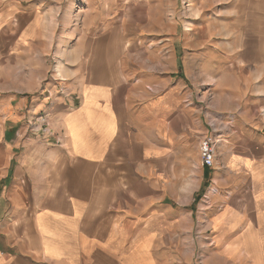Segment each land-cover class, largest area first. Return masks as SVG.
<instances>
[{
	"label": "crops",
	"instance_id": "0c3cea01",
	"mask_svg": "<svg viewBox=\"0 0 264 264\" xmlns=\"http://www.w3.org/2000/svg\"><path fill=\"white\" fill-rule=\"evenodd\" d=\"M46 8L0 0V71L52 52ZM95 62L78 107L51 104V138L28 133L39 98L0 90V264H264V125L214 130L179 103L118 95L113 58Z\"/></svg>",
	"mask_w": 264,
	"mask_h": 264
},
{
	"label": "rangeland",
	"instance_id": "374dc122",
	"mask_svg": "<svg viewBox=\"0 0 264 264\" xmlns=\"http://www.w3.org/2000/svg\"><path fill=\"white\" fill-rule=\"evenodd\" d=\"M44 1L46 13H56L46 31L55 36L52 52L44 61L23 57L0 71V90L43 103L27 122L29 134L51 138V104L59 100L63 111L78 107L79 86L92 65L111 57L120 74L113 87L118 95L179 103L214 130L231 122L264 125V0ZM218 133L208 135L214 152L226 138ZM185 250L174 247L175 257Z\"/></svg>",
	"mask_w": 264,
	"mask_h": 264
},
{
	"label": "built area",
	"instance_id": "2783aa9c",
	"mask_svg": "<svg viewBox=\"0 0 264 264\" xmlns=\"http://www.w3.org/2000/svg\"><path fill=\"white\" fill-rule=\"evenodd\" d=\"M38 122L44 123L45 119L40 118ZM214 145H215L214 139L209 136L203 138L199 143L198 150L200 155V162L202 167L204 168H212L214 165V158H215Z\"/></svg>",
	"mask_w": 264,
	"mask_h": 264
},
{
	"label": "bare ground",
	"instance_id": "6f19581e",
	"mask_svg": "<svg viewBox=\"0 0 264 264\" xmlns=\"http://www.w3.org/2000/svg\"><path fill=\"white\" fill-rule=\"evenodd\" d=\"M73 5H72V3L71 4H69L68 5V8L66 9V16H65V18L66 19H69L70 18V15H71V13H72V10H73V7H72ZM59 72H60V69H59V67H57V69H56V73H58L59 74Z\"/></svg>",
	"mask_w": 264,
	"mask_h": 264
}]
</instances>
